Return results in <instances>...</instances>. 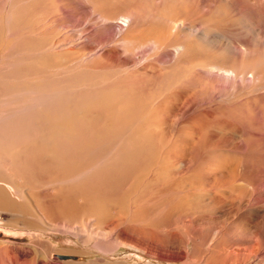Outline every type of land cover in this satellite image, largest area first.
Masks as SVG:
<instances>
[{
  "label": "rangeland",
  "instance_id": "1",
  "mask_svg": "<svg viewBox=\"0 0 264 264\" xmlns=\"http://www.w3.org/2000/svg\"><path fill=\"white\" fill-rule=\"evenodd\" d=\"M0 264H264V0H0Z\"/></svg>",
  "mask_w": 264,
  "mask_h": 264
},
{
  "label": "bare ground",
  "instance_id": "2",
  "mask_svg": "<svg viewBox=\"0 0 264 264\" xmlns=\"http://www.w3.org/2000/svg\"><path fill=\"white\" fill-rule=\"evenodd\" d=\"M3 257H4V256H3ZM4 259H5V258H4ZM2 262H3V261H2ZM7 262H8V261H7ZM7 262H6V263H7Z\"/></svg>",
  "mask_w": 264,
  "mask_h": 264
},
{
  "label": "water",
  "instance_id": "3",
  "mask_svg": "<svg viewBox=\"0 0 264 264\" xmlns=\"http://www.w3.org/2000/svg\"><path fill=\"white\" fill-rule=\"evenodd\" d=\"M63 256V255H62Z\"/></svg>",
  "mask_w": 264,
  "mask_h": 264
}]
</instances>
